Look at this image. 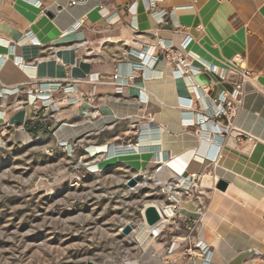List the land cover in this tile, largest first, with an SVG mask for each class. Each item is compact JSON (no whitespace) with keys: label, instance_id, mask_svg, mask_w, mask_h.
Masks as SVG:
<instances>
[{"label":"crops","instance_id":"crops-1","mask_svg":"<svg viewBox=\"0 0 264 264\" xmlns=\"http://www.w3.org/2000/svg\"><path fill=\"white\" fill-rule=\"evenodd\" d=\"M74 1L0 0V124L28 122L26 111H15L26 99L15 89L77 83L76 93L56 94L63 104L58 115L73 124L61 128V140L71 132L74 140L106 133L108 150L139 141L136 157L109 161H124L138 173L154 171L160 180L180 173L225 181V192L206 186L211 202L200 236L215 264H264V0ZM153 9L166 12L164 23ZM161 40L191 63V75L176 78L162 50L151 54ZM237 55L251 77L234 125L256 138L250 146L233 136L208 138L203 117L213 110L205 100L202 110L194 107L195 84L211 99L233 94L240 74L224 81L220 75ZM138 64L141 71L119 92L112 77L125 79ZM90 76L99 82H89ZM119 125L120 133H108ZM158 256L149 260L165 261Z\"/></svg>","mask_w":264,"mask_h":264},{"label":"rangeland","instance_id":"rangeland-1","mask_svg":"<svg viewBox=\"0 0 264 264\" xmlns=\"http://www.w3.org/2000/svg\"><path fill=\"white\" fill-rule=\"evenodd\" d=\"M59 112H39L32 124H0V264H148L163 243L147 255L133 231L144 222L145 205L164 198L155 172L109 163L122 156L116 147L124 142L103 150L106 133L74 140L69 131L61 140V128L73 124ZM127 225L133 230L126 236Z\"/></svg>","mask_w":264,"mask_h":264},{"label":"built area","instance_id":"built-area-1","mask_svg":"<svg viewBox=\"0 0 264 264\" xmlns=\"http://www.w3.org/2000/svg\"><path fill=\"white\" fill-rule=\"evenodd\" d=\"M85 3V0H75L72 5ZM135 8V4L131 6V10ZM153 16H158L164 23L166 12L152 10ZM72 30L71 32H73ZM69 32V33H71ZM29 40H33L30 34H27ZM162 50L166 58L174 64V76L183 78L192 74L193 66L185 59L181 52L174 48L173 44L161 40L157 47L151 51L152 55L156 51ZM150 51V50H149ZM137 56L141 54L136 53ZM4 62L5 59H0ZM142 64H138L131 76L122 79L120 74H115L112 77L114 84L118 85V91H122L124 84H129L137 76V72L142 69ZM197 70V69H196ZM229 73L240 74V80L234 84V91L231 95L229 92H220L216 99L209 98L205 90L200 85H193L192 92L195 96V109L202 110V101L208 103V108L213 110L209 116L204 115V123L208 129V138L211 136H233L238 142H245L248 145H253L257 142L256 138L239 130L234 125V119L237 117L238 111L243 101V85L246 79L251 77V73L245 68L243 59L240 55L235 56L229 64V67L224 69L220 75L221 80H226ZM99 77L90 76L89 82H99ZM123 81V82H121ZM75 82L63 86L62 84H54L50 89L34 88L27 91L25 87H19L12 93L25 95L27 100L15 107V111H26L29 114L27 123L32 124L33 120L37 119L38 113H57L60 111L62 101L56 97L57 93L65 96L72 95L77 92ZM73 103V100L69 101ZM192 114V113H191ZM191 121L190 117L186 119ZM41 122L32 126L34 130L41 128ZM206 133V134H207ZM142 151V146L139 141L130 140L116 147V153L121 155H136ZM171 177L167 182L162 180H154L155 190L164 198L158 201L161 205H165L172 211L170 219L163 217L164 212L159 211L161 220L154 226L150 227L149 236L154 241L163 243V247L159 249L157 259L165 258L166 264H215L213 262V250L200 236V226L203 217L205 216L206 207L204 200L207 196L206 186L212 190H217L218 178L202 176L198 174H186ZM187 206L192 207V211L187 209ZM145 211V210H144ZM190 214L195 215V217ZM133 230V229H132ZM135 233V231H133ZM156 259V260H157ZM173 259H176L174 262ZM116 264H135L132 261L125 260L122 263ZM139 264V263H137Z\"/></svg>","mask_w":264,"mask_h":264},{"label":"bare ground","instance_id":"bare-ground-1","mask_svg":"<svg viewBox=\"0 0 264 264\" xmlns=\"http://www.w3.org/2000/svg\"><path fill=\"white\" fill-rule=\"evenodd\" d=\"M76 137V136H75ZM103 150H105V147H103L102 148ZM99 150H101V149H99ZM114 154V153H113ZM138 154V153H137ZM136 154V155H137ZM136 155H122V156H120L121 158H130V156L132 157V156H135L136 157ZM123 160V159H122ZM116 161V160H115ZM109 163H111V162H114V160L113 161H108ZM107 162V163H108ZM182 165V164H181ZM181 165L179 164V165H176V167L177 168H180L181 169ZM167 167H169V164H167ZM180 175H182V176H186L185 174H180ZM178 176V175H177ZM157 179V178H156ZM157 180H160V179H157ZM162 181H165V182H167L168 180H162ZM148 206H153V207H155V208H157V210H159V211H161L162 210V212H164V214H162L163 215V217H164V219L165 218H168V219H170L171 217H172V211H171V209L170 208H168L167 206H165V205H161L160 203H154V204H147V205H145V207H144V209H143V213H142V215H143V217H144V210H145V208H147ZM203 220V219H202ZM203 221H205V220H203ZM149 230H150V226H148V224L146 223V221H145V219H144V222H143V224L141 225V227H140V229H138V230H135V234L137 235L136 236V241H137V243H138V246H140L139 248H143L146 252H148V254H150V256H151V252H153V244H155L156 243V241H154L152 238H150V236H149ZM127 236V235H126ZM133 238V237H132ZM158 247H159V249L161 248L159 245H158ZM142 249V250H143ZM147 254V255H148ZM148 260H149V258H148ZM173 260H175V259H173ZM150 262H151V260H149ZM148 263V264H151V263ZM111 264H114V263H111ZM154 264H166L165 262L163 263V262H155L154 261Z\"/></svg>","mask_w":264,"mask_h":264},{"label":"water","instance_id":"water-1","mask_svg":"<svg viewBox=\"0 0 264 264\" xmlns=\"http://www.w3.org/2000/svg\"><path fill=\"white\" fill-rule=\"evenodd\" d=\"M227 183L225 181H219L217 184V190L225 192L227 189ZM144 219L146 221V223L148 224V226L152 227L154 225H156L160 220H161V216L157 210V208L153 207V206H148L147 208H145L144 211ZM123 233L125 235H129L132 233V228L127 225L124 230Z\"/></svg>","mask_w":264,"mask_h":264},{"label":"trees","instance_id":"trees-1","mask_svg":"<svg viewBox=\"0 0 264 264\" xmlns=\"http://www.w3.org/2000/svg\"><path fill=\"white\" fill-rule=\"evenodd\" d=\"M39 129H41V128H39Z\"/></svg>","mask_w":264,"mask_h":264}]
</instances>
